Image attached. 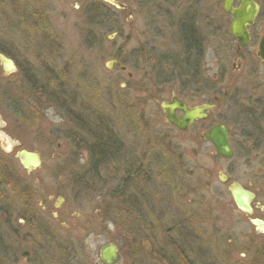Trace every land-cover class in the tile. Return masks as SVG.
I'll use <instances>...</instances> for the list:
<instances>
[{
    "label": "flooded vegetation",
    "instance_id": "obj_1",
    "mask_svg": "<svg viewBox=\"0 0 264 264\" xmlns=\"http://www.w3.org/2000/svg\"><path fill=\"white\" fill-rule=\"evenodd\" d=\"M256 1L260 11L248 28L250 40L244 47L232 36V15L223 7L204 14L193 8L189 15L198 21L194 44L180 33L179 53H160L156 38L143 36L135 49L125 39L119 66L125 79L120 85L126 92L125 115L137 125L154 129L152 121L158 115L148 110L157 107L162 111L161 126L167 128L154 139L158 143H154L153 159L147 161L145 152L138 157L126 149L107 122L120 160L118 167L112 162L102 165L93 150L96 136L89 133L88 139L79 134L86 130L78 125L74 154L85 163L74 168L70 202L66 192L49 194L47 176L39 172L42 165L30 170L21 164L19 151L9 158L0 146V264H106L101 248L108 243L117 246L120 260L116 264H144L142 208L147 201H158V195L162 201L165 194L172 204L170 245L172 251L180 250L186 264H264L260 259L264 230L255 222L261 221L264 228V85L259 82L249 89L239 85L250 48L264 65L260 49L264 23L259 21L264 3ZM233 47L230 69L227 52ZM178 102L188 109H201V118L196 117L185 130L166 118L165 105ZM174 113L179 118L184 114L178 107ZM9 122L0 106V124L8 126L12 137ZM224 131L232 152L229 157L219 152L212 139ZM161 158L165 176L159 172L154 178L161 180L167 192L151 176L152 161ZM103 173L118 180L115 190H106ZM118 191L121 199L113 197ZM236 195L250 210L237 204ZM81 205H93L96 213L82 211ZM96 222H102L110 236L97 251L91 245L102 236L95 230Z\"/></svg>",
    "mask_w": 264,
    "mask_h": 264
},
{
    "label": "rangeland",
    "instance_id": "obj_2",
    "mask_svg": "<svg viewBox=\"0 0 264 264\" xmlns=\"http://www.w3.org/2000/svg\"><path fill=\"white\" fill-rule=\"evenodd\" d=\"M93 1L97 3L98 0H0V42L7 43L13 51L19 53L21 59L25 61H22V64L29 65L36 84L45 83L48 87L53 83L49 86L50 89L44 88L49 94L33 90L31 93L23 85L18 72L3 77L4 71L0 68L1 112L3 118L9 119V126L12 125L13 132L11 137L6 131L8 126L5 123L0 124V146L9 152L7 154L9 158L21 148L40 153L43 169L39 172L47 176L49 194L66 192L70 202L74 168L85 163L80 162L74 154L76 143L70 138L71 135H74L75 140L79 137L76 136L79 133L76 132L78 125L75 126L73 121L75 113L86 116L87 110H94L106 122H111L113 132L121 136L126 149H131L138 157L145 152L147 161L153 159V154L156 153L154 143L158 141L154 139L160 136L163 129H167L164 124L161 126L162 111L157 107L148 110L149 114L156 112L158 115L152 121L154 129L137 125L134 119L125 115L122 107L127 99L126 92L118 88L125 81L124 74L119 70L125 39L128 38L130 48L135 49L143 36L156 38L160 43V53L164 54L168 50L179 53L181 44H177L180 36L177 28L178 19L190 7L197 8L203 14L219 12L224 2V0H120L126 3L128 8L125 10L110 8V11H114L115 19L110 18L100 23L98 28L97 25L91 24L92 21L82 6L84 2ZM259 1L264 3V0ZM161 5L174 6L168 7L167 10L172 12L173 22L168 15L160 13ZM25 6L32 9L31 14L26 11ZM259 21L264 23V10ZM34 22L37 24L34 25ZM112 24L119 30L108 31L106 27ZM234 50L235 47L227 52V64L230 69H233L234 57L231 53H234ZM117 58L120 61L116 69H109L107 63ZM244 59L246 64L242 67L239 85L244 89H249L259 82L264 85V65L251 55V48L246 52ZM53 79L57 83L52 82ZM262 91L264 92V88ZM114 98L118 99L117 103H113ZM79 134L88 136V139L90 137L86 131ZM168 154L164 152V155ZM163 159L157 163L152 161L151 176L153 180L155 179L154 182L159 184V189L161 191L166 189L167 192V187L160 184L161 180L156 181L154 178V175L162 170ZM15 163L19 164L17 160ZM102 175L108 181L106 190H115L118 180L114 179L112 174ZM198 179L199 176L195 178ZM150 181L152 182V178ZM167 196L165 194L162 201L159 195L156 198L158 200L156 203H162L164 217L161 220L158 217L160 214L158 206L154 212L155 205H151L155 201L145 203L142 208L144 264H186L181 253L172 251L173 247L170 245L171 236L168 230L172 224L169 220L172 204ZM55 201L56 197L50 205H54ZM80 207L82 211L90 210V213H96L93 205ZM135 210H130V213L138 214ZM145 214L149 215V220L145 219ZM95 230L102 233L101 237L91 243L97 251L110 236L105 234L102 222L95 223ZM260 259L263 260L264 256Z\"/></svg>",
    "mask_w": 264,
    "mask_h": 264
},
{
    "label": "water",
    "instance_id": "obj_3",
    "mask_svg": "<svg viewBox=\"0 0 264 264\" xmlns=\"http://www.w3.org/2000/svg\"><path fill=\"white\" fill-rule=\"evenodd\" d=\"M118 9H125L127 5L119 0H102ZM223 10L227 13H230L233 16L232 24H231V32L232 36L239 41L240 46L244 47L248 44L250 40V34L248 28L252 26L256 20V17L260 11V5L256 0H240L237 4H235V0H224L223 2ZM260 49L262 50V57L264 58V36L260 42ZM116 61L112 60L107 63L110 69H114ZM0 66L3 68L5 75H10L17 71V66L15 62L5 54L0 52ZM168 107L166 110V118L167 120L175 125L177 128L185 130L196 117L201 118L199 114L201 109H188L183 103L178 102L174 104L165 105ZM178 107L183 111L182 117H177L174 113V108ZM216 145L218 146V150L220 153L225 156H231L232 152L228 148V141L226 136V131L222 132V134L217 135L212 138ZM18 158L20 159L21 164L28 169H35L42 165V159L38 152L30 151L27 149H22L17 153ZM237 204L243 208L250 210L248 204L236 195ZM256 223L260 225V229L264 230L261 227V221L255 220ZM101 258L106 264H116L120 260V256L118 254L117 246L114 243L105 244L101 248Z\"/></svg>",
    "mask_w": 264,
    "mask_h": 264
},
{
    "label": "trees",
    "instance_id": "obj_4",
    "mask_svg": "<svg viewBox=\"0 0 264 264\" xmlns=\"http://www.w3.org/2000/svg\"><path fill=\"white\" fill-rule=\"evenodd\" d=\"M82 6L85 7L84 9L88 13L89 18L92 21L91 24L94 26L97 25L98 28H100L99 27L100 23L105 22V21L109 20L110 18H111V20L115 19L114 18V11H110V8L114 9L115 7L109 5V4H107L101 0H98L97 3H95V1L89 2V3L84 2ZM25 7H26V11H28L29 14H31L32 9L28 8V6H25ZM263 10H264V7H263ZM36 24L37 23L34 22V25H36ZM116 24L119 27L118 23H116ZM117 26L115 24H112L106 28H108V31H111V32L112 31H118L119 28ZM181 36L183 38H186L187 42L189 44H194L193 40H195V36L193 35V31H191L190 27L185 26L183 32L181 33ZM0 52L4 53L5 55H7V56H9L15 60V62L18 65V68H19L17 74L19 75L23 85L27 87L29 92L33 93L32 92V90H33L36 92L40 91L41 94H46V93L49 94L46 90L44 91V88L47 89L53 83H50L48 85V87H47V85H45V83H42L40 85L36 84V82L34 81V79L31 76V73L29 70V65L24 66L22 64L23 60L21 59L18 52L13 51L12 47L11 46L9 47V45H7V43H4V42H0ZM186 53H185V55H186ZM188 54L189 55L191 54V50H188ZM117 59H119V58H117ZM23 62H25V61H23ZM12 75H15V73ZM12 75H10V76H12ZM3 77H5V76H3ZM52 82L57 83V81L55 79H53ZM118 88L121 89V87H118ZM49 89H50V87H49ZM26 94H28V92ZM30 95H32V94H30ZM49 97H50V95H49ZM117 101H118L117 98L113 99V103H117ZM122 108L124 109V102H123ZM75 114L77 116L74 115V119H73L74 125L77 126V125L81 124L82 128L84 130H86V132L93 134L97 138V141H96V144L94 145L93 150H95V152H96L95 158L99 160V163H101L102 165H106V164L112 162V163H114L113 165L118 167L117 165H119V164L117 163V161H119L120 158L117 155L118 154L117 150H119V149L116 148V143L114 141V138L112 136H110V135H113L112 134L113 132L108 128L107 122L101 116H98V114H96L95 111L92 109H89V113L87 112V115L89 114L88 118H87V115L84 116L82 114H77V113H75ZM133 115L135 117L134 111H133ZM70 138H71V141H75L74 135H71ZM131 173H135V172H130V174ZM146 175H145V177H146ZM160 175L165 176V172L161 171ZM115 193H116V191H115ZM113 197H118L119 199H121L122 194L118 191L117 194L114 195ZM147 202H150V201H147ZM147 202H146V204H147ZM160 213L161 214L158 216L159 220L162 219L163 211H161ZM148 218H149V215L145 214V219L149 220ZM169 241H170V239H169ZM179 252H180V250H179ZM182 254H184V253H182Z\"/></svg>",
    "mask_w": 264,
    "mask_h": 264
},
{
    "label": "bare ground",
    "instance_id": "obj_5",
    "mask_svg": "<svg viewBox=\"0 0 264 264\" xmlns=\"http://www.w3.org/2000/svg\"><path fill=\"white\" fill-rule=\"evenodd\" d=\"M173 5H170V6H168V7H172ZM168 7H165L164 5H161V7H160V13L161 14H166V15H168L169 17V19H171V21L173 22V16H172V12L170 13V11H167L168 10ZM174 7V6H173ZM193 8L194 7H190V8H188V10L182 15V17H180L179 19H178V21H177V28H178V32H180V33H182L183 32V30H184V28H185V26H188V27H190L191 28V31H193L195 28H196V26L198 25V21H196V20H194V19H191V16L189 15L190 13H191V11L193 10ZM151 205H155L154 206V212H156V207L158 206V208H159V210H160V212L162 211V209H161V206H162V203L161 204H159V203H154V204H151ZM161 214V213H160ZM159 214V215H160ZM158 215V216H159ZM164 216L162 215V218H163ZM169 220L170 221H172L171 219H170V217H169ZM209 259L210 260H213V257L210 255L209 256Z\"/></svg>",
    "mask_w": 264,
    "mask_h": 264
}]
</instances>
